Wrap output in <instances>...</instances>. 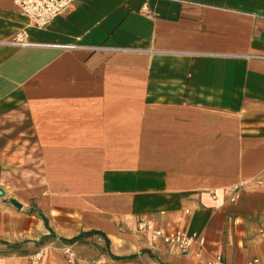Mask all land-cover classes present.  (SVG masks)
Listing matches in <instances>:
<instances>
[{
    "label": "crops",
    "instance_id": "0c3cea01",
    "mask_svg": "<svg viewBox=\"0 0 264 264\" xmlns=\"http://www.w3.org/2000/svg\"><path fill=\"white\" fill-rule=\"evenodd\" d=\"M23 29L0 46V264L264 263V0H76L44 30L0 0V41Z\"/></svg>",
    "mask_w": 264,
    "mask_h": 264
},
{
    "label": "built area",
    "instance_id": "2783aa9c",
    "mask_svg": "<svg viewBox=\"0 0 264 264\" xmlns=\"http://www.w3.org/2000/svg\"><path fill=\"white\" fill-rule=\"evenodd\" d=\"M76 0H15V4L20 14L28 20L29 26L36 30L46 29L57 17L65 14L73 8ZM151 1V0H146ZM146 13L152 15L147 4L145 5ZM264 41V36H263ZM30 45L29 34L23 29L17 32L11 39L0 41L3 47H23ZM253 57L264 60V54L254 55ZM264 182V172L262 177L256 182L262 185ZM238 189V188H237ZM237 191V190H236ZM235 191V192H236ZM237 199V193L233 195L231 201ZM138 232L146 235L150 243L155 246L164 243L171 252L178 255H188L197 245H202L200 236L196 233H189L183 229L169 231L164 227L157 226L154 222L142 218L138 223ZM62 251L68 262L74 263L79 260L77 253L72 246L65 245ZM88 264H114L110 258L105 256L88 260ZM209 264H226L220 259ZM249 264H264L258 259H253Z\"/></svg>",
    "mask_w": 264,
    "mask_h": 264
},
{
    "label": "trees",
    "instance_id": "16d2710c",
    "mask_svg": "<svg viewBox=\"0 0 264 264\" xmlns=\"http://www.w3.org/2000/svg\"><path fill=\"white\" fill-rule=\"evenodd\" d=\"M99 234H100V233H99V232H96V231H91V232L82 233L81 235H79L78 237H76V238H74V239H72V240H69V241L66 240V241L69 242V243H66L65 245H69L70 243H74V242L79 241V240H81V239H83V238H89V237H93L94 235H99ZM100 235H101V234H100ZM105 242H106V244H109V241H108L107 238H105ZM107 257L110 258V259H112V260H114V261L117 260V258L112 257V256H109V255H107Z\"/></svg>",
    "mask_w": 264,
    "mask_h": 264
},
{
    "label": "water",
    "instance_id": "95a60500",
    "mask_svg": "<svg viewBox=\"0 0 264 264\" xmlns=\"http://www.w3.org/2000/svg\"><path fill=\"white\" fill-rule=\"evenodd\" d=\"M5 195V191L0 187V197L4 196ZM18 206V204H17ZM20 207V205H19Z\"/></svg>",
    "mask_w": 264,
    "mask_h": 264
}]
</instances>
